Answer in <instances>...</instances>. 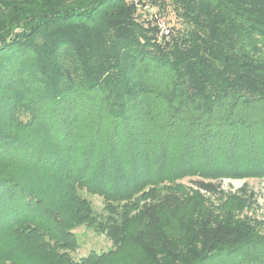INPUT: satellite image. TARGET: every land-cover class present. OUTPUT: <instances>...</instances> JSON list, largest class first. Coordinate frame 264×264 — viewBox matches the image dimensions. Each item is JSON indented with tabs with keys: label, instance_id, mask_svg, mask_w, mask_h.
Instances as JSON below:
<instances>
[{
	"label": "trees",
	"instance_id": "16d2710c",
	"mask_svg": "<svg viewBox=\"0 0 264 264\" xmlns=\"http://www.w3.org/2000/svg\"><path fill=\"white\" fill-rule=\"evenodd\" d=\"M147 1L181 27L139 22ZM13 163L68 175L136 245L173 254L161 211L188 186L224 198V180L264 178V0H0V234L19 232L16 249L49 212ZM195 240L194 264H264V235L240 226Z\"/></svg>",
	"mask_w": 264,
	"mask_h": 264
},
{
	"label": "rangeland",
	"instance_id": "374dc122",
	"mask_svg": "<svg viewBox=\"0 0 264 264\" xmlns=\"http://www.w3.org/2000/svg\"><path fill=\"white\" fill-rule=\"evenodd\" d=\"M91 1L55 0L59 6L76 7ZM168 8L147 1L137 6L135 17L147 28L157 26L166 35L181 27ZM30 136L36 137L34 133ZM9 168L22 175L46 201L50 217L45 213L42 219H36L38 227L16 249L19 232L0 234V247L15 249L4 257L14 264H194L198 254H203L195 240V231L202 225L226 223L244 228L249 235H264V178L224 180L222 189L232 194L224 198L188 186L189 196L184 205L173 211H161L162 227L173 245L174 253L169 254L163 249L136 245L132 240L133 225L127 222L122 227L114 226L111 218L114 209H106L100 194L82 184L76 186L68 175L21 163H13ZM242 187L252 193L249 206L240 199ZM27 229L25 226L24 232ZM48 231H54L59 243L44 244L42 234Z\"/></svg>",
	"mask_w": 264,
	"mask_h": 264
}]
</instances>
